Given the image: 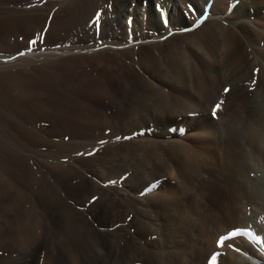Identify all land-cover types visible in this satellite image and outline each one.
I'll list each match as a JSON object with an SVG mask.
<instances>
[{"label": "rangeland", "instance_id": "rangeland-1", "mask_svg": "<svg viewBox=\"0 0 264 264\" xmlns=\"http://www.w3.org/2000/svg\"><path fill=\"white\" fill-rule=\"evenodd\" d=\"M32 1L35 0H0V6L5 4H16L20 6V8H16V9H5V8L0 9V52L1 53H10L18 50L22 51L28 48L33 49L37 47L46 48V47H53L60 45L72 46L77 43H83L84 41H88L91 39V37H93L94 22L98 14V10H97L98 6L95 3V0L68 1L65 2L66 4L64 3L59 6H55L49 13H48L49 6L39 7V8L38 7L25 8L27 7L26 5ZM33 40H35L36 42L33 43L30 47L29 42ZM192 40H193L192 38L188 40L187 39L183 40V43L185 45V50H184L185 52L190 51L193 47L194 48L198 47L199 49H202V51L206 52L209 56L213 55L215 57L216 52L212 50L208 41L203 39L197 42L198 43L197 44L196 41L194 42V40L193 41ZM141 51L146 53L147 48H143ZM103 57L105 58V61H107V59L108 60L110 59V61L112 60L111 62L114 65L113 76L115 77L113 79L115 80L114 83L113 80H111L113 85L111 88L112 90L110 91V95L111 97L113 96L112 99L117 102H114L112 99L108 97H106V100L105 99L100 101L97 100V102H95V100L92 101L91 99H87L85 92H87V87L89 86L88 84H91V81H89L88 79L82 82L79 81L78 84L75 85L73 89L71 88V86L70 88L67 87V84L71 83L72 85L73 83L71 81L75 82V80H79V78L81 79L86 76H88V78H92V73L94 70V63L96 58L95 53L81 54V55L73 54L58 59H54V58L29 59V60L27 59L23 61L21 64L1 66L0 68V86L3 88H5V86L7 88L9 86L8 85L9 82H10L9 84L11 85L12 80L23 79L24 81V79L25 80L32 79L38 84L49 86L51 89H47V92L51 91V94L55 93L57 95L56 100H58L57 98H60L62 100L65 97V93L68 91V93H70L72 96L71 99L72 101H74L75 106H73L72 104L71 105L66 104L65 106L64 103V107H65L64 109L66 113L72 114V112L73 113L76 112V108H77L76 105L78 104V102L81 101L84 103L91 102L92 104L90 105V107L94 106V104L96 105L94 106L95 108L94 107L87 108L90 111L94 110L92 111L94 113V120L90 122H84L79 118H74V119L69 118L68 116H63L58 114L59 112L53 115L52 111L50 112V116H46V114H43V117L41 118H36V117L27 118L26 114H24L27 113V111L25 110L20 111L22 109H18L15 106L12 107L8 105L0 106V108L2 107L0 109L1 110L0 111L1 113L0 114V174H3L4 178L7 177V179L11 181L12 180L17 181V184L20 183V185H18V188L21 190L20 196H23L19 205L21 209H17V211L14 210V211L4 212L2 208L3 205L13 204L14 203L13 201L18 200V197L16 198V196L18 195V188H11L8 191H4V189L3 190L0 189V223H1L0 224L1 225L0 254L2 255V256L0 255V259L2 258L0 260V264H43L46 254L50 252L51 241H53V243L56 244V248L58 249V243H59L58 233L60 229L65 226L66 223H64L65 222L64 217L68 214L70 215L72 214L73 219L75 220L74 225L78 224L75 226L77 229L79 226L81 227L83 225L81 228H83L84 231H89L88 221L85 220V214H83L77 208L79 202L81 207H83L87 211L86 213L89 214V217L94 218L95 220L105 219V223H110L113 225L114 228L117 229H121V228L123 229L124 227H127L129 225L130 228L138 231L135 234L137 236L136 241H132L130 235L123 236L119 241L120 242L119 248H121V252L127 250L130 251L134 257L136 255L138 257L136 259L144 261V262L140 261L142 262V264H161L158 261V259L156 260V258L158 257L154 256L153 253L149 252V250H147V248L144 247L142 241H140L141 237L142 238L146 237L147 235L152 234L154 232L155 227H157L159 221L163 225L162 228H164V230L166 231L165 232L167 234L166 239L168 242H170L171 245L170 247H172L173 250L175 249L174 252L176 254L180 252L178 256L173 252L170 255H168V257L176 256L178 259L182 258V260L179 261L180 264L182 262L183 264H187V263L201 264L203 263L202 259L205 256L204 254L205 250L208 248L209 245L213 243L212 238L214 233L216 234L217 230H221L224 227H226V225H229L234 219V213H235L234 207L236 206L234 195L230 192H226L224 189H222L220 186H218L213 182L204 181L205 179L202 178L203 176L197 179L195 177L196 176L195 174L197 173L195 171L199 170V168L203 169L205 164L206 167L215 170L217 173L218 172L220 173L222 171L223 174L221 172L220 175L227 176L225 170H227L226 167L228 163L227 162L228 159H226L228 157L227 156L228 148L223 143H219V142L217 143L213 141L217 132L213 128V126H211L212 124L210 123L211 121L209 120L208 117L209 111L207 110L204 111L205 106H207L209 100L212 99L213 93L214 95L217 94L218 90L220 89L221 80L219 79V77L209 76V73L205 71L204 73L200 71L197 74L196 71L191 72L188 76L184 77V81H187L188 79L192 80V82H194L193 88H188L187 86H180V85H177L179 87L176 86L175 87L176 89L173 88L174 86L166 87V91L172 88L170 90L172 93L170 91L168 93L167 102L165 101L167 104H165L164 101L163 102L161 101L164 104L163 105L159 101H153L152 103L151 100L153 98L151 97L152 94L149 97V93H148L149 89L148 88L143 89L142 87L143 84L139 82V78L137 77V75L134 73V71L129 69L128 64H126V62L123 61L122 58L116 57L114 55L111 56L108 54H104ZM216 58L217 57H215V59ZM151 61H153L152 57H151ZM123 64H125V66ZM199 70H203V69L201 68ZM101 71H102L101 77L104 78L106 81H108L109 76H106L105 73H109L110 70L107 69L105 66H103L98 70V72ZM134 75L136 76L134 77ZM167 76L168 75L164 76L162 74V78L164 79V81L165 80L172 81V75H169L168 76L169 78ZM115 82L118 83L115 84ZM137 82L139 83L137 84ZM196 82L206 83V84L197 86ZM120 83L122 85H120ZM33 86H34L33 90H35L36 92L41 91L35 87L36 83ZM127 87H128V91H126ZM134 87H135V91L137 90L136 91L137 94H135V92L133 91ZM3 88L0 89V93L3 91L5 92L6 88L5 90H3ZM173 89L174 91H172ZM139 92L143 94L142 95L143 98L141 97V94ZM174 93L178 95V97L176 95H173ZM132 94L134 98L131 96ZM146 94H148L147 96L149 97L148 98L149 100L151 98L150 101H148V99L146 98ZM37 96L40 97L39 99L41 100L43 99L47 101L48 99L49 101L51 100L50 98L47 97H41L39 94ZM175 96L177 99L175 98ZM132 99L135 100L133 101ZM180 100L181 102H179ZM184 100L186 101V103L184 102ZM169 101L170 103L171 102L172 103L169 104ZM138 103H140L141 105L144 104V106H141ZM148 103H150V107ZM179 103H181V105ZM183 103H184V107H183ZM152 104L153 105L157 104L158 108H156L157 106L155 105L154 107H152ZM173 104L175 105V107ZM161 105L165 107L163 108ZM191 105L193 108L191 107ZM135 106L137 107L139 106L140 108L139 107L137 108ZM151 107L153 110L151 109ZM145 108H147V110ZM179 108L180 111L184 108L182 111L183 113L185 111V113L184 114L182 112L180 113ZM157 109L159 110V112ZM174 109H176L177 112ZM198 109L201 112H198ZM83 110H82V114H83ZM6 111L8 113H6ZM160 111L163 112L161 113ZM189 111L190 112L193 111V113L192 112L190 113ZM31 112L29 111L28 113L31 114L36 113V108L35 109L32 108ZM151 112L152 113L154 112V114H152ZM174 112L176 114H174ZM11 113L16 115L19 113L22 115L21 117L18 118L12 116ZM8 115H10L11 117H8ZM198 115L200 116V118H198V120L195 121L193 117H196ZM127 116L129 119L127 118ZM129 120L132 123L133 122L135 123L132 124ZM138 121L140 124L138 123ZM131 126L133 127L135 126L134 130L133 127ZM137 126L138 127L140 126L139 127L140 129ZM205 127H208V129L209 127H211L210 130L212 131L208 129L204 130ZM135 128H138L140 131H138V129ZM158 129H160L161 131ZM164 130H166L167 132ZM189 134L194 136L192 137ZM198 134L199 136H197ZM118 137L121 138L122 140L117 139ZM133 138L134 140L135 139L137 140V141L133 140L134 142L137 143H134L133 141L130 142V140ZM140 138L143 140H140ZM107 139L109 142L107 141ZM83 142L86 143L92 142L91 145L93 144V142L96 143L95 146H97V148H95L94 151L90 152L94 154L91 155H89L88 153L79 154L75 156L72 163L65 162V160H68L70 156L77 154V152L79 153L81 148L85 149L84 147L85 143ZM130 143L132 145H130ZM138 143L139 145H136ZM123 144H125L126 148L125 147L123 148L124 146ZM126 144L132 147L130 148V146ZM141 145L143 146L141 147ZM103 146L104 148H102ZM136 148L138 149L135 151ZM115 149H117V151L119 152L121 151L122 154L117 152ZM145 149L154 152V156L152 159H148L147 160L148 162L145 165L147 166L146 167L147 180L144 184L146 188L140 191L138 189L139 187L138 186L136 190L137 192L136 195L140 196L139 197L140 200L134 199L133 201L128 202L125 201L122 197L113 196L109 188H106L103 184L95 181L96 179L95 176H97L98 174H102V176L104 177L107 176L109 180L112 179L117 180L116 178L119 179L121 178V176L123 178L124 175L126 174L125 171H127L128 169H131L134 174L136 172L140 174L139 168L142 166V164L145 163V161H143V155H144L143 152ZM111 151H113V153ZM128 151H130V153ZM210 151H212V153ZM30 153H37L39 155L42 154L41 156L42 157L44 156L46 159L44 160L45 162L43 160L41 161L39 160L40 167L36 166L35 163L29 159ZM107 153L108 154L110 153L112 155V158L111 155L109 154L110 155L109 157ZM117 153L120 155H118ZM210 154H214V155H210ZM113 155L115 157H113ZM127 155L128 156L131 155L133 157V161H135L134 157L136 158L138 155L135 161L136 164H132V163L128 164V160L126 161ZM118 156H120V158ZM139 159L142 161V163ZM104 160L105 161L108 160L106 162L109 163H105ZM201 161L202 162L204 161L203 162L204 165ZM100 162H103V164H101ZM111 162H113L114 164ZM125 163L127 166L125 165ZM137 163L140 166H138ZM170 164H172L176 169ZM122 165H125L123 166L124 168L122 167ZM151 166L153 169L151 168ZM197 166L199 168H196ZM218 167L220 169H218ZM83 169L86 170L87 176L82 173ZM135 170L136 172H134ZM119 172L122 174L120 175ZM158 173L159 174L166 173L167 175H170L174 183L169 182L168 183L169 185L168 184L158 185L159 183ZM78 174L79 176H77ZM173 174H175L177 177ZM149 177L151 178L149 179ZM36 179L38 183L35 185L33 184V182L36 181ZM199 181L202 182L200 183ZM148 183L150 184L149 185L150 187H148ZM197 183H199V185ZM0 187L2 188V185H0ZM52 188H54L55 190ZM195 188L197 191L195 190ZM149 193L150 195L146 196V194ZM93 197L96 198L94 202H93ZM119 198L121 200H118ZM142 199H144L146 203H149L148 210L146 211V215H145L146 218L144 217V220L146 219V221L148 222L147 225H145L143 223L144 220L141 219L142 208L140 203ZM31 203L33 206H35V204L39 206V211L41 212V214L38 216L39 217L38 222H36V217H34L33 220L31 219V222L33 221L34 223L31 225V228L27 232L25 229H24L25 231L22 230L24 231L23 232L24 234L26 233L25 238L22 239V241L26 240L25 242H27L24 247L25 243L19 244L15 239V234H14L15 230L13 229L14 219L16 218V215L24 217L25 211L27 210L28 207H31L30 205ZM135 210L139 212L138 215L140 218H134V215L131 212ZM44 220L46 222V225H43L42 221ZM47 222L51 223L50 226L53 225L54 227L48 230ZM168 231L170 233H168ZM85 239L86 242L88 243L89 236L87 235ZM92 240L93 238L91 235L89 244L92 243ZM185 241H187L188 243ZM109 244L107 245L110 246ZM175 245L178 246V249L177 246ZM11 247L13 250H11ZM16 249H20L19 252L22 251L23 255L25 256H22V253H20L21 254L20 255L18 250ZM29 250H31L30 253ZM183 250L184 253L181 254ZM13 251L16 252L15 257H14L15 252ZM145 251L147 252L145 253ZM8 252L13 254L11 255ZM7 254L9 255L5 256ZM55 254H56V258L54 264H61V260L57 258V250ZM122 254L123 256L126 255L124 253ZM188 255H190V257ZM211 256H213L211 261L213 262L217 255L212 254ZM184 258L188 259L187 263ZM41 259L43 262L41 261ZM183 259L185 260V262ZM10 261L12 262L9 263ZM211 262L207 264H213ZM169 264H175V263L169 262Z\"/></svg>", "mask_w": 264, "mask_h": 264}, {"label": "bare ground", "instance_id": "bare-ground-1", "mask_svg": "<svg viewBox=\"0 0 264 264\" xmlns=\"http://www.w3.org/2000/svg\"><path fill=\"white\" fill-rule=\"evenodd\" d=\"M68 1H73V0H35V1L28 3L26 5L27 7H25V8H33V7L39 8V7H48L49 6V8H48L49 9L48 13H49L55 6H59V5L64 4L65 2H68ZM33 2H36V3H33ZM95 3L98 6L97 10H98L99 15L97 14V16L95 18L94 35H93V37H91L90 40L84 41L83 43H77V44H74L72 46L60 45V46H53V47H46V48H43V47H37V48H33V49L28 48L26 50H22V51L18 50V51H14V52H10V53H1L0 52V68H1V66H10V65L21 64L23 61H25L27 59L28 60L29 59H42V58L58 59V58H62V57H65L68 55H73V54L81 55V54L95 53L96 58H95L92 78H88V76H86V77H83L81 79L79 78V80H75V82L71 81L73 83L72 85H71V83L70 84L66 83L67 87L70 88V86H71V88L73 89L74 86L77 85L79 81L82 82V81L88 79L89 81H91V84H88L89 86L87 87V92H85V94H86L87 99H91L92 101L95 100V102H97V100H99V101L103 100V99L106 100V97H108L110 99H112V97H113V96L111 97L110 91L112 90L111 88L113 85L111 80H113V83L115 80V79H113L115 77V76H113L114 65L111 62L112 60L110 61V59L109 60L107 59V61H105V58L103 57L104 54H108L111 56L114 55L116 57H120V58H122L123 61L126 62V64H128L129 69L134 71V73L139 78V82L143 84V86H142L143 89L144 88L149 89V92H148L149 97L152 94L151 97L153 98L152 100L150 98L152 103H153V101H159V102H161V101L165 102L166 101L167 102L168 93L172 88H170V90L166 91V87H169V86L173 87L174 86L173 88L176 89L175 87L177 85H180V86H187L188 88H193L194 82H192V80L188 79L187 81H184V77L188 76L191 72L196 71V74H197L200 71H202L203 73L205 71V72L209 73V76H218L219 79L221 80L220 89L218 90L217 94L214 95V93H213V96L211 95L212 99L209 100L208 105L205 106L204 111L205 110L209 111L208 117H209V120L211 121L210 122L212 124L211 126H213V128L217 132L213 141L217 142V143L218 142L223 143L228 148L227 149L228 153L226 152L228 154L227 155L228 157L226 158V159H228V161H227L228 163H227V167H226L227 170L224 169L226 171L227 176L220 175V173L222 172L221 171L222 167L220 170L221 172L217 173L215 170H212L211 168L206 167V164H205L203 169H200L198 167L200 165L199 164L196 167V168H199V170L196 169L197 171H195V172H197V173L195 174L196 176L195 175L194 176L196 177V179L203 176L202 178L205 179L204 181L213 182V183L217 184L218 186H220L222 189H224L226 192L232 193L235 197L236 206L234 207L235 213H234L233 221L229 225H226V227H224L223 229L217 230L216 234L214 233L213 238H212L213 243L211 242L212 244L209 245L208 248L205 250V253H204L205 256L202 259L203 263H201V264H207V263L211 262L212 258H213V256H211L212 254L217 255L215 260L213 262H211L213 264H264V0H95ZM157 6H159V8ZM2 8L16 9V8H20V6L16 5V4H5V5L0 6V9H2ZM190 8L192 10H194V12L190 11ZM33 12H35V11H33ZM206 12H207V15H205ZM162 13H163V15H162ZM165 16H166V21L164 19ZM201 17H203L202 20H201ZM198 21H199V23H198ZM190 38H192L194 40V42L196 41V43L199 42L200 40H203V39L208 41L212 50L216 52L215 57H217L218 59L216 58L217 59L216 60L213 55L209 56L206 52L202 51V49H199L198 47L194 48L192 46L193 48L190 51L185 52L184 51L185 45L183 43V40L184 39L188 40ZM201 43H203V42H201ZM186 45H188V44H186ZM143 48H147L146 53L141 51ZM151 57H152L153 61H151ZM107 58H109V57H107ZM32 64H34V63H32ZM121 64H122V62H121ZM123 65L125 66V64H123ZM103 66H105L107 69L110 70L109 73H105L106 76H109L108 81H106L104 78L101 77L102 71L98 72L99 68H101ZM200 67L203 70H199V69H201ZM122 68H124V67H122ZM162 74L164 76L172 75V81H166V80L164 81V79L162 78ZM136 75H134V77ZM191 78H193V77H191ZM11 82H12L11 85L9 84L10 82L8 83L9 86L7 88L5 86L6 90H5V88L0 86L1 88H3V90H5V92L3 91L0 93V106H2V105L3 106L8 105L11 107L15 106L18 109H22L20 111L25 110V111H27V113H24V114H26L27 118H31V117L32 118H34V117L41 118V117H43V114H46V116H50V112L52 111L53 115L56 114L57 112H59L58 114H60V115L68 116L69 118H73V119L79 118L80 120H82L84 122H90V121L94 120V113L92 112L94 110L90 111L89 109H87L92 104L91 102H85V103L82 101L78 102V104L76 105V107H77L76 112H74V113L72 112V114L66 113V111L64 109L65 108L64 103H65V106H66V104H68V105L72 104L73 106H75L74 101H72V99H71L72 96L70 93H68V91L65 93V97L63 98L64 100L63 99L61 100L60 98H57L58 100H56L57 95L55 93L51 94V91L47 92V89H51L49 86L38 84L37 82H35L32 79H26V80L24 79V81H23V79L12 80ZM139 82H137V84ZM35 83H36L35 87L38 90H41L42 92L41 91L36 92L35 90H33V87H34L33 85H35ZM116 83H118V82H115V84ZM121 83H120V85H122ZM196 84H197V86H199V85H203V84L205 85L206 83L196 82ZM177 87H179V86H177ZM126 89L125 90L128 91V87ZM174 89L172 91H174ZM226 89L228 90L227 92L225 91ZM83 91H85V90H83ZM133 91L135 92V94H137L136 93L137 90L135 91V87H134ZM141 92H143V91H141ZM48 93H50V94H48ZM38 94L41 97H47V98H50L51 100L50 101H49V99H48V101L44 100V99L41 100V99H39L40 97L37 96ZM142 95L143 94H141V97H142ZM147 95L148 94H146V98L148 99L149 97ZM173 95H176V94L174 93ZM126 96H128V95H126ZM131 96L133 97V94ZM176 96L178 97V95H176ZM176 96H175V98H176ZM170 97H173V96H170ZM135 99H137V98H135ZM192 99H194V98H192ZM129 100H131V99H129ZM138 100H139V98H138ZM150 100L148 99V101H150ZM145 101H146V99H145ZM187 101H188V99H187ZM114 102H117V101H114ZM166 102H165V104H167ZM179 102H181V100ZM184 102L186 103L185 100H184ZM189 102H190V100H189ZM125 103H128V102H125ZM171 103L169 101V104H171ZM199 103H197V104H199ZM120 104H121V102H120ZM136 104H137V102H136ZM138 104H140V103H138ZM148 104L150 107V103H148ZM179 104L181 105V103H179ZM145 105H146V103H145ZM154 105L152 104V107H154ZM163 105H161V106L164 108L165 106H163ZM94 106H96V105L94 104ZM94 106H91V107H94ZM141 106H144V104ZM155 106H157V104ZM83 107H85V108H83ZM135 107H137V106H135ZM152 107H151V109H152ZM174 107H175V105H174ZM183 107H184V103H183ZM191 107H192V105H191ZM32 108H34V109L36 108V113L31 114ZM156 108H158V106ZM156 108H154V109H156ZM186 108H188V107H186ZM145 109L147 110V108H145ZM189 109H191V108H189ZM82 110H83V114H82ZM174 110H176V109H174ZM182 110L180 111V108H179L180 113L181 112L183 113ZM29 111L31 113H28ZM138 111H139V109H138ZM193 111H191V112L193 113ZM158 112H159V110H158ZM176 112H177V110H176ZM198 112H201V111H199V109H198ZM6 113H8V112L6 111ZM19 113L17 115L13 114V113H11V114H12V116L19 118L22 115ZM164 113H165V110H164ZM184 113H185V111H184ZM152 114H154V112ZM174 114H176V113L174 112ZM10 115H8V117H11ZM168 116H170V115H168ZM204 117H205V115H204ZM127 118H128V116H127ZM198 118H200L199 115L196 117H193V119L195 121H197ZM154 119H156V118H154ZM135 120H137V119H135ZM133 123H135V122H133ZM138 123H139V121H138ZM150 123H151V121H150ZM131 127H133V126H131ZM134 127H133V130H134ZM138 128H135V129H138ZM205 128H204V130L208 129V127H205ZM139 129H138V131H140ZM145 129H146V127H145ZM210 129H211V127H209L208 130H210ZM130 130H131V128H130ZM133 130H132V132H133ZM158 130H160V129H158ZM164 131H166V130H164ZM174 131H176V130H174ZM210 131H212V130H210ZM198 133H200V132H198ZM192 134H195V133H192ZM126 135H129V134H126ZM113 136H115V135H113ZM190 136H192V135H190ZM197 136H199V134ZM102 138H103V136H102ZM143 138H145V137H143ZM133 140H134V138L131 139L130 142ZM140 140H143V139L140 138ZM205 140H207V139H205ZM107 141H108V139H107ZM134 141H137V140L135 139ZM86 142H88V141H86ZM86 142H83V143H85V145H84L85 149L81 148L79 153L77 152V154H74L72 156L69 155L70 156L69 159L65 160V162L72 163V161L76 155L90 153L91 151H94L95 148H97V146H95L96 143L93 142V144L91 145L92 142L91 143L90 142L86 143ZM134 143H137V142H134ZM208 143H210V142H208ZM123 145L122 146L124 148L125 144H123ZM126 145H128V144H126ZM130 145H132V144L130 143ZM130 145H128V146H130ZM133 145H135V144H133ZM136 145H139V143ZM75 146H76V144H75ZM142 146L143 145H141V147ZM131 147L132 146H130V148ZM102 148H104V146ZM137 149L138 148H136L135 151ZM211 149H213V148H211ZM115 150L117 151V149H115ZM118 150H119V148H118ZM145 150L143 152L144 153L143 161H145V163L142 164V166L139 168L140 174H138L136 172V170L134 171V172H136L134 174L131 169H128V170L126 169L127 171H125L126 174L124 175L123 178L121 176V178H119V179L116 178L117 180L112 179L113 180L112 181V180H109L107 176L104 177V176H102V174H98V175L96 174L97 176H95L96 177L95 181L103 184L106 188H109L111 190V192H112L111 194L113 196L122 197L125 201H128V202H131L134 199L140 200V198H139L140 196L136 195L137 194L136 190H137L138 186H139L138 189L140 191L142 189L146 188V186L144 184L147 180V170H146L147 166H145V165L148 162L147 160L152 159L154 156V152H152L150 150L148 151L147 149H145ZM74 152H76V151H74ZM111 152L113 153V151H111ZM117 152H119V151H117ZM128 152L130 153V151H128ZM210 152L212 153V151H210ZM119 153L122 154L121 151ZM120 154H118V155H120ZM133 154H134V151H133ZM214 154H210V155H214ZM41 155H39L37 153H30L29 159L32 160V162H34L36 166L40 167V161L46 160L45 157L43 156L44 157L43 158ZM110 155H109V157H110ZM123 156H124V154H123ZM113 157H115V156L113 155ZM118 157L120 158V156H118ZM137 157H138V155H137ZM137 157L136 158L134 157L135 161H136ZM111 158H112V155H111ZM126 158L125 159H126V161L128 160V164L129 163L130 164L131 163L136 164L135 161H133V157L131 155L130 156L127 155ZM114 160H117V159H114ZM139 160H137V161H139ZM37 161H39V162H37ZM106 161H108V160H106ZM106 161H105V163H109ZM58 162H59V160H58ZM169 162H171V161H169ZM100 163L103 164V162H100ZM111 163H113V162H111ZM138 163H137V165H138ZM141 163H142V161H141ZM65 164H67V163H65ZM150 164H151V162H150ZM125 165H126V163H125ZM125 165H122V167ZM170 165H172V164H170ZM203 165H204V163H203ZM203 165H202V167H203ZM138 166H140V165H138ZM209 167H211V166H209ZM151 168H152V166H151ZM213 169H214V167H213ZM218 169H220V168L218 167ZM115 172H116V170H115ZM160 172H161V170H160ZM82 173L84 175H86V170L83 169ZM119 173H117V174H119ZM74 174H75V172H74ZM121 174L122 173H120V175ZM175 174H177V173H175ZM175 174H173V175H175ZM178 174H180V173H178ZM222 174H223V172H222ZM39 176H37V177H39ZM77 176H79V174ZM150 178L151 177H149V179ZM178 178H180V177H178ZM135 180H137V181H135ZM158 182H159L158 185H161V184L165 185V184H168L169 182L174 183V181L171 179V176L167 175L166 173L159 174ZM37 183H38V181L36 179V181H34L33 184L36 185ZM197 184L199 185V183H197ZM0 185H2V188L0 187L1 190L4 189V191H8L11 188H18V185H20V183L17 184V181H15V180L11 181V180L7 179V177L4 178L3 174H0ZM149 185L150 184L148 183V187H150ZM172 186H173V184H172ZM49 187H51V186H49ZM99 187H101V186H99ZM52 189H54V188H52ZM94 190H96V189H94ZM195 190H196V188H195ZM185 192H186V190H185ZM179 193H180V191H179ZM20 194H21V190L18 188V195L16 193V195H17L16 198L18 197V200L13 201L14 202L13 204L3 205L2 208H3L4 212L14 211V210L17 211V209H21L19 205H20V202H21V199L23 196H20ZM27 195H28V193H27ZM54 195H56V194H54ZM64 195H62V196H64ZM148 195H150V193L146 194V196H148ZM104 196H107V195H104ZM109 197H111V196H109ZM55 198H57V197H55ZM87 198H88V196H87ZM118 200H121V199L119 198ZM115 201H116V199H115ZM172 202H171V205H172ZM177 202H175V203H177ZM37 203H38V201H37ZM148 204L149 203H146L144 201V199H142V201L140 203L141 208H142V213H141L142 214L141 215L142 220H144V217L146 215V211L148 210ZM30 205H31V207H28L26 211L24 210L25 211L24 217L16 215V218L14 219L13 229L15 230V233H14L15 239H16L17 243H19V244L25 243L24 247H25L27 242H25L26 240L22 241V239L25 238V234H26V233L24 234L23 232L25 230L27 232L31 228V225L34 223L33 221L31 222V219L33 220V218L36 217V222H38L39 221L38 216L41 214V212L39 211V206L37 204H35V206H33L31 203ZM121 206H123V205H121ZM77 208L83 214H85V220L88 221L89 231H84V229L81 228L83 225L81 227L79 226L77 229L75 226L78 224L74 225L75 220L73 219L72 214L71 215L68 214L66 216L62 215V216H65L64 217L65 218L64 223H66V224L64 227H62L60 229V231L58 233V239H59L58 249L56 248V244H54L53 241H51L50 242L51 243L50 252H48L46 254V257L44 258V262L41 259L43 264H54V261L56 258V254H55L56 250H57V258L61 260V264H137V263L142 264V262H144L142 260L136 259L138 257L136 255L134 257L130 251L126 250L124 252H121V248H119V243H120L119 241L121 240V238L123 236L130 235L131 240L136 241L137 236L135 234L138 231L130 228L129 225L127 227H124L123 229L122 228L117 229V228H114L112 224L105 223V219L95 220L94 218L89 217V214L86 213L87 211L83 207H81L80 202L78 203ZM122 209H123V207H122ZM131 213L134 215V218H140L138 215V213H139L138 211L135 210ZM57 221H58V219H57ZM42 222H43V225H46L45 220ZM177 222H174V223H177ZM143 223L145 225L148 224L146 219L143 221ZM36 224H38V223H36ZM36 224H34V225H36ZM50 224L51 223L47 222L48 230H50V229H52V227H54L53 225L50 226ZM54 225H55V223H54ZM168 225H170V224H168ZM162 226L163 225L159 221L157 227H155L154 232L152 234L148 233L149 235H147L146 237H143V238L141 237L140 241H142V243L144 244V247H146L147 250H149V252L153 253L154 256L158 257V258H156V260L158 259V261L161 264H167V263L169 264V262L175 263V264H178V263L180 264L179 261L182 260V258L178 259L175 255L174 256L176 258L175 257H168V255L173 253L175 251V249L173 250L172 247H170L171 246L170 242H168L166 239V235H167L165 233L166 231L164 230V228H162ZM0 227H1V225H0ZM170 228H171V226H170ZM22 230H24V231H22ZM168 233H170V232L168 231ZM52 234H54V233H52ZM142 234H143V232H142ZM87 235L89 236V239H88L89 242L88 243L86 242V239H85L87 237ZM91 235L93 238L92 243H91L92 245L89 244L90 239H91ZM180 236H182V235H180ZM221 237H227V239L221 241ZM170 241H171V239H170ZM174 241H175V238H174ZM185 242H187V241H185ZM107 244H109L111 247L108 246ZM173 245H174V243H173ZM175 246H177V245H175ZM188 247H189V245H188ZM177 249H178V246H177ZM182 249H184V248H182ZM11 250H13L12 247H11ZM16 250H18V252H19L20 249H16ZM30 251L31 250H29V253H30ZM179 251H180V248H179ZM13 252H15V251H13ZM146 252L147 251H145V253ZM8 253H10V252H8ZM20 253H22V251L19 252V254ZM122 253H124L126 255L123 256ZM183 253H184V250L181 254H183ZM10 254L12 255L13 253H10ZM178 254H176V255L178 256ZM8 255L9 254H7L5 256H8ZM141 255H142V253H141ZM15 256H16V252H15L14 257ZM22 256H25V255H23V253H22ZM22 256H20V257H22ZM188 256L190 257V255H188ZM9 257H11V256H9ZM189 257H186V258H189ZM186 258H184V259L186 260V263H187L188 259H186ZM192 258H194V257H192ZM12 259H14V258H12ZM143 259H144V257H143ZM185 260H184V262H185ZM140 261H142V262H140ZM11 262L12 261H10L9 263H11ZM1 263H2V261H1ZM181 264H183V262Z\"/></svg>", "mask_w": 264, "mask_h": 264}, {"label": "snow or ice", "instance_id": "snow-or-ice-1", "mask_svg": "<svg viewBox=\"0 0 264 264\" xmlns=\"http://www.w3.org/2000/svg\"><path fill=\"white\" fill-rule=\"evenodd\" d=\"M158 8H159V6H157ZM190 11H193L194 12V10H192L191 8H190ZM98 15H99V13H98ZM162 15H163V13H162ZM205 15H207V12L205 13ZM164 19H165V21H166V16L164 17ZM203 19V17H201V20ZM198 23H199V21H198ZM36 41L35 40H33V41H30L29 42V46L31 47V45L33 44V43H35ZM226 92L228 91L227 89L225 90ZM117 139H120L119 137L117 138ZM89 155H91V154H94V153H88ZM95 197H93V202L95 201ZM230 235V234H229ZM231 236V235H230ZM225 239H227V237H221V241H223V240H225ZM215 258V257H214Z\"/></svg>", "mask_w": 264, "mask_h": 264}]
</instances>
